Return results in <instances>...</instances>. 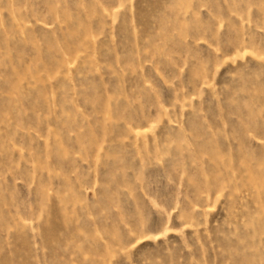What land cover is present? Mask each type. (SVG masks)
<instances>
[{
	"label": "rangeland",
	"instance_id": "1",
	"mask_svg": "<svg viewBox=\"0 0 264 264\" xmlns=\"http://www.w3.org/2000/svg\"><path fill=\"white\" fill-rule=\"evenodd\" d=\"M0 264H264V0H0Z\"/></svg>",
	"mask_w": 264,
	"mask_h": 264
}]
</instances>
